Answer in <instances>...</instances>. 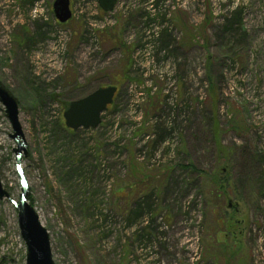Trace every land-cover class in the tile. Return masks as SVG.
<instances>
[{
	"label": "rangeland",
	"instance_id": "rangeland-1",
	"mask_svg": "<svg viewBox=\"0 0 264 264\" xmlns=\"http://www.w3.org/2000/svg\"><path fill=\"white\" fill-rule=\"evenodd\" d=\"M54 1L0 0V85L19 105L29 204L55 263L264 264V0H118L111 14L71 0L64 25ZM108 86L101 126L73 136L69 103ZM12 132L0 103V264H26ZM217 167L237 225L228 262L204 181Z\"/></svg>",
	"mask_w": 264,
	"mask_h": 264
},
{
	"label": "water",
	"instance_id": "water-1",
	"mask_svg": "<svg viewBox=\"0 0 264 264\" xmlns=\"http://www.w3.org/2000/svg\"><path fill=\"white\" fill-rule=\"evenodd\" d=\"M98 3L99 8L106 14L115 11L118 0H92ZM53 12L60 24L68 23L72 17L71 0H55ZM118 88L108 86L98 88L88 96L69 104L64 112L67 129L77 132L80 129L96 130L102 123V115L114 104ZM0 103L5 108L6 118L12 127L10 138L16 142L14 149L17 164L23 162V154H26V142L19 121V105L16 98L2 85H0ZM21 193L19 201L14 202L18 211V223L21 238L26 246V264H56L53 257L51 237L48 230L43 226L40 215L29 204V184L25 171L20 170ZM9 198L5 190L0 172V200ZM231 205V204H230Z\"/></svg>",
	"mask_w": 264,
	"mask_h": 264
},
{
	"label": "trees",
	"instance_id": "trees-1",
	"mask_svg": "<svg viewBox=\"0 0 264 264\" xmlns=\"http://www.w3.org/2000/svg\"><path fill=\"white\" fill-rule=\"evenodd\" d=\"M99 13L103 14L100 10ZM122 75H120L119 77H117L115 80L116 82H114L115 84L118 85H122L125 81L128 80V73L126 72H122ZM211 77V76H210ZM210 81V90L212 91V95L214 97H216V91H215V86L214 83L212 81V79H209ZM68 107V106H67ZM67 109V108H66ZM215 113V111H214ZM216 117H214L213 120V137H214V141L216 143L217 146V151H218V157L220 158L221 162L223 159H227L230 156V150L228 148H226L221 141V136H220V127H219V122L217 120ZM73 136L76 135L75 132L68 130ZM191 166V165H190ZM186 170H192L193 173L195 174H199L201 175L202 173L197 170L195 167L191 166V167H185ZM228 175L224 174V170H221L220 167L216 168V171L212 174H206L204 176V181L206 183L205 187L210 188L212 190V193L209 192V195L207 197V199H209V197L216 198V201L220 202L222 201L224 203V199H226V193H224V189H227V177ZM229 190V189H228ZM226 190V191H228ZM212 194V195H211ZM214 194V195H213ZM220 202L221 204L218 203L217 208L214 207V217L216 218V224H217V232H216V237H217V246L218 251H219V255H221L225 260H227V262L231 259H234V257L238 254L237 251H230L228 248L231 247V245L229 244L231 239H230V232H232V228L236 227L237 225L234 223L231 224L232 222V216L226 214V211H224V204ZM216 208V209H215ZM218 212H217V211ZM224 212V213H222ZM223 238V240H220ZM236 243V242H235Z\"/></svg>",
	"mask_w": 264,
	"mask_h": 264
}]
</instances>
